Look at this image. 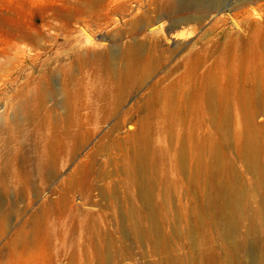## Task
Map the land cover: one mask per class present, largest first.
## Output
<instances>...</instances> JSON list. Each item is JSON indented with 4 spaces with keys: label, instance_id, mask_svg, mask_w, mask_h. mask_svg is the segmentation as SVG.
Returning a JSON list of instances; mask_svg holds the SVG:
<instances>
[{
    "label": "rangeland",
    "instance_id": "rangeland-1",
    "mask_svg": "<svg viewBox=\"0 0 264 264\" xmlns=\"http://www.w3.org/2000/svg\"><path fill=\"white\" fill-rule=\"evenodd\" d=\"M168 1L124 0L121 8L111 15V20L107 23L101 22L95 31L85 33L77 24L80 6L74 0H0V167L5 163L4 168L8 170L4 176L5 186L0 185V211L5 215L4 227H0V232L1 228L4 230L0 238V247L7 238L21 230L27 238H31L30 240L35 239L42 243L38 254H33V249L27 255L14 259L12 264H68L71 256L76 264L79 263L77 259L83 252L77 244L84 241L81 235L72 232L62 235L53 228H48L49 239L45 237V241L44 238L40 240L39 236L44 235L42 229L37 232V238H32L30 221L38 216L43 223L54 222L56 230L61 228L63 231L71 216L76 218L80 212L95 213L100 206H107V203L97 196L96 191H92V200L90 199L88 203L83 202L78 192L72 191L67 195L69 202H66L65 212L61 214L57 213L61 206L55 202L60 194L64 193L62 189L64 179L71 175L69 173L78 163L88 160L86 154L96 151L102 144L110 148L113 144L122 143V138L138 130L152 112L144 108L146 99L154 90H166L177 80L181 82L184 96L188 98V107L191 106L189 122L177 126L175 132L184 137L188 136L190 131L195 133L194 136L205 134L204 136L218 143L220 154L225 156L226 162L231 166L230 173H234V177L237 175L239 184L246 189L251 183L250 176L237 159L236 151L230 142L219 134L216 125L212 124L211 113L213 111L215 115L217 113L216 117L221 120L220 125L228 123L226 125H229L228 128L235 134L243 131L245 120L238 100L230 94L231 85L244 79L245 84L242 87L251 89L254 86L253 79L264 78V47L258 33L264 32V19L257 24L253 4V6L249 4L251 7L233 6L235 0H225L228 6L220 12L221 14L210 15L202 24L191 21L183 24L184 26L181 25L180 29H174L173 31L180 30L186 33L188 37L178 41L170 39L169 36L172 32L169 33V27L177 20L167 15ZM107 2L108 0H99L97 5H106ZM218 17H223L224 20L215 26ZM89 41L98 43L97 50L100 51H108L109 44H116L115 49L118 52L135 42L140 43L142 60L138 72L133 73L132 82L127 90H124V94L119 92L120 90H95L98 93L105 91L106 102H95L91 108L78 112V107L87 104L88 98L83 96L85 90H77V71L67 55L87 50L90 47ZM20 46L36 48L41 60H51L53 74L47 78L46 91L54 93L52 98L36 97L39 86V80L36 78L40 62L30 63L26 56L21 58L15 55L16 49ZM57 57L63 60L54 62ZM232 65L234 71L231 70ZM208 78H213L216 83L217 90H213L216 99L214 101L218 99L219 102H215V110L207 107L205 95L209 90L200 85L201 79L206 81ZM65 96L71 99L66 115L63 110L57 108ZM90 96L96 97L97 93L91 92ZM112 100H118L120 104L116 106L111 103ZM48 111L52 112V118L57 122L62 118L66 119L73 135L92 132L88 143L83 144L76 156L66 164H63V161L66 159L65 152L70 140L63 135L60 123L57 129H51L43 124ZM251 111H255L257 116L253 122L260 129L256 136L264 139V96L254 95ZM224 113L227 120L223 122L221 116L225 117ZM147 122L152 130L167 125V122L156 123L154 119H147ZM116 126L119 127L117 133L112 132L113 136L110 135L107 139L103 137ZM152 133L155 147L163 150L167 146V134L164 130L160 136L154 131ZM54 136L57 139L56 165L59 173L53 181L44 184L38 175V172L42 171L39 164L41 160L44 162L46 159L47 141ZM115 146L112 147L114 151L100 152L96 157L101 168L99 165L95 166L100 175L94 179L93 185L95 188H103V185L108 189H115L119 196H125L128 190L109 161L111 157H118ZM24 169L29 173L30 180L26 185H22L17 179V172ZM159 169L166 184L178 182V176L169 161L159 165ZM178 188L175 199L169 205L170 209L162 206L166 217L158 220L159 235L162 238L160 244L153 237L140 241L130 234L128 228L119 231L115 223L119 209L117 213L113 210L103 211L106 232L114 239L115 251L117 250L119 255L124 254L125 260L122 264H253L245 255V251L238 254L231 252L227 247L228 241L218 235L211 219V211L206 207V199L187 200L179 182ZM244 203L247 204L244 214L247 219L256 204L251 203L249 197H245ZM133 204L138 207L136 202ZM71 206L78 210L69 213ZM43 208L55 211V215L51 214L48 220L43 214ZM125 214L122 215V220L131 216ZM243 221L238 226L236 242L244 243L252 238L264 241V224L257 227L255 234L252 235L244 233L246 220ZM70 240L74 241L73 244ZM249 249L250 246H247L246 251ZM87 252L89 253V250L84 254L87 255ZM260 252L264 256V243L260 247Z\"/></svg>",
    "mask_w": 264,
    "mask_h": 264
},
{
    "label": "bare ground",
    "instance_id": "bare-ground-1",
    "mask_svg": "<svg viewBox=\"0 0 264 264\" xmlns=\"http://www.w3.org/2000/svg\"><path fill=\"white\" fill-rule=\"evenodd\" d=\"M74 2L80 6L78 18L76 19L77 24L82 27V31L85 33L95 31L96 28H99L98 26L101 22L107 23L112 19L111 15L124 4V0H108L106 5H97L99 4V0H74ZM249 4H251V6L255 5L256 13L254 18L257 24L261 23L264 19V0H235L232 5L250 6ZM227 6L225 0H169L168 3H166L167 15H171L177 20L176 23L171 24L169 27V33L172 31L169 35L170 39L181 41L188 38L186 37V33L180 30H173L191 21L202 24L210 15L221 14L220 12L225 10ZM222 20H224L223 17H218L214 25H218ZM141 22L143 23V21ZM234 24L238 25L237 23ZM258 33L262 38L263 44L261 45L264 47V32L262 33L260 31ZM88 44H90V47L87 50L77 51L67 55L70 63L75 65L77 71V90H85L86 93L83 92V96L88 98L87 104H81L80 107H78V112L85 108H91L95 102H106L105 91L103 93H98L95 90H120L119 92L124 94V90H127L129 84L132 82L133 73L135 71L138 72L142 60V46L137 42L133 43L132 46H125L126 48L120 52L116 51V44L114 45L113 43L109 44L108 51L97 50L99 47L98 43H90L89 41ZM151 49L154 50L153 48ZM15 55L21 58L26 56L30 63L40 62L38 77L36 78L39 80L36 97L40 99L52 98L54 93L49 91L47 93L46 91L48 90L47 78L53 74V70L50 66L51 60H41L37 49L33 47L26 48L20 46L16 49ZM62 60V58L57 57L54 62L57 63ZM155 61L157 60L155 59ZM233 65L231 70L234 71L235 68ZM240 69L242 68L240 67ZM147 76H149V74ZM233 76L236 77L235 74ZM201 80L200 85L202 88L205 87L206 90H209L205 95V103L211 110H215V102L218 101V99L214 101L216 99L213 90H217L215 80L213 78H208L206 81H203V79ZM253 81L254 86L252 85L253 87L251 89H244V87H242L245 84L244 79L239 83H233L231 85L232 91L230 94L238 100L245 120L244 128H242L243 131L240 134H235L228 128L229 125H226L228 123L224 122V120H227V115L225 113V117L221 116L224 122L222 125H220L221 120L217 118L218 116L216 117L217 113L216 115L214 111L211 113L212 124H214V126L216 125L219 134L230 142L236 151L238 161L242 164L245 172L251 178V183L247 185L248 189H245L239 184V181H237L238 177H236L237 175L235 178L233 176L234 173H230L231 166L226 162L225 156L223 157L220 154L221 149H219L218 143L216 144L215 141L204 136L205 134L194 136L195 133L193 134V132L190 131L189 134H187L188 136L184 137L175 132L177 126H183L185 123L189 122L188 116H190L191 106L189 105L188 107V98L184 96L182 91L183 87H181L182 84L177 80L167 88L168 90H154L152 92L151 96L146 99L144 104L145 109L152 111L150 117H146L145 119L146 124L142 122L138 130L127 135L126 138H122V143L115 144L116 146L113 144L112 146H115V149L118 151V157H111L109 161H111V166L114 167L116 175L122 179V183L128 190L126 195L119 196L115 189H108L103 185V188H95L93 185L94 179L98 174L100 175V171L98 169L95 170V166L99 165V168H101L96 157L100 152L109 153L114 151L112 147L109 148L105 146L106 144H102L98 146L96 151L88 152L85 156L88 160L78 163L73 171L69 173L71 175L67 179H64L62 183L64 193L60 194L55 203L61 206L57 209V213L61 214L65 212L66 202H69L67 195L72 193V191L78 192L84 203H88L91 199L92 191H96L97 196L101 201L107 203V206H100L99 210L95 213L80 212L76 218L71 216L69 222L64 226L63 231L61 228L56 230L54 222L48 223L49 221H47L43 223L41 218L36 216L30 221L29 228L32 234L31 237L37 238V232H40V229H42L44 235L39 236V238L40 240L44 238L43 241H45V237L48 238V228H53L54 231H58L60 234L62 233V235H66L67 232L78 233L84 238L82 244H77L83 252L79 254L80 257L77 259L79 261L78 264H122L123 260H125L124 254L119 255L116 252L117 250L115 251L114 239L106 232L107 227L104 224L103 211L113 210L117 213L119 209L118 219L115 222L119 231H123V228H128L130 234L136 237V239L142 241L153 237L157 239L158 244H160L162 238L159 235L160 228L158 226V220H162L163 217H166V213L162 206H166L165 209H170L169 205L172 204L177 191H179V182L181 188L185 191L187 200H191L192 198L199 200L206 199V207L211 211L213 225L216 227L218 235L228 241L227 247L231 252L238 254L239 252L244 253L245 251V255L249 258L250 262L253 264H264V256L260 252V247L264 241L252 238L250 241L238 243L235 240L238 226L243 220H246L244 231L246 234L254 235L257 227L259 228L260 225L264 224V139L256 136L260 129L254 125L253 121L257 115L255 111H251L254 95L264 96V78L258 77L253 79ZM87 90L91 91L89 92ZM226 91H228L227 88ZM91 92L97 93V96H90ZM70 101L71 99L65 96L57 106V108L64 111L65 115L69 111ZM111 103L118 106L120 101L112 100ZM211 103L213 107L210 106ZM40 108L41 107H39V109ZM217 111L221 112L220 110ZM51 113L52 112L48 111L43 120V124L48 125L51 129L59 128V123L62 125L63 135L70 140V145L65 152L66 159L63 161V164H66L76 156L79 148L83 144L88 143L89 138L92 136V132L73 135L70 133L67 120L62 118L61 121L57 122V120L52 118ZM202 115H204L203 112ZM147 119H154L156 123L167 122V125L155 127V130H152ZM118 129L119 127L116 126L103 137L107 139L112 132L117 133ZM163 130L164 133L167 134V146L162 150L155 147L152 132L154 131L156 135L160 136ZM56 143L57 139L55 136L47 141L48 155L44 162L41 160V164H39V166L42 167V171L38 172V175L44 184L53 181L59 173L58 166L56 165ZM166 161H169L173 165L178 176L177 183L174 182L168 185L161 177L162 173L160 172L159 165L164 164ZM4 165L5 163L0 167L1 186H5L4 176L8 171L4 168ZM232 167L234 168V166ZM17 179H19L22 185H26L30 181L29 173L25 169L19 170L17 172ZM191 191H193V193H191ZM245 197H249V201L256 204V207L252 210L251 215H248L249 217H247V219L244 216L247 205L244 203ZM133 202H136L138 207H136ZM192 206L193 205H191V207ZM43 210V214L48 217V220H50L51 214L55 215V211L53 210L50 211L45 208H43ZM77 210L78 208L71 206L69 208V213ZM125 213L131 216L122 220V215ZM4 219L5 215L0 211V227L2 228L4 227ZM2 228L0 238L4 234ZM30 239L31 238L25 236L22 230L18 231L12 237L7 238L6 242L0 247V264H12L14 259L27 255L33 249V254H38L42 243L35 239ZM63 239H65V237H63ZM73 242L74 241H72V244ZM247 246H250V249L246 251ZM86 250H89L87 255L84 254ZM171 262L172 261H169V263ZM68 264H76L72 256Z\"/></svg>",
    "mask_w": 264,
    "mask_h": 264
}]
</instances>
